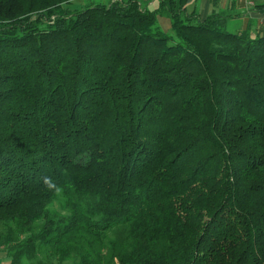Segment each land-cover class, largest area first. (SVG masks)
<instances>
[{
  "label": "trees",
  "instance_id": "16d2710c",
  "mask_svg": "<svg viewBox=\"0 0 264 264\" xmlns=\"http://www.w3.org/2000/svg\"><path fill=\"white\" fill-rule=\"evenodd\" d=\"M76 1L0 0L7 264H264V35Z\"/></svg>",
  "mask_w": 264,
  "mask_h": 264
},
{
  "label": "crops",
  "instance_id": "0c3cea01",
  "mask_svg": "<svg viewBox=\"0 0 264 264\" xmlns=\"http://www.w3.org/2000/svg\"><path fill=\"white\" fill-rule=\"evenodd\" d=\"M264 3V0H256ZM193 5L202 16L213 12H230L234 15L228 21V30L231 33H241L252 25V33L264 35V17L260 16L253 8L249 7L244 0H196Z\"/></svg>",
  "mask_w": 264,
  "mask_h": 264
},
{
  "label": "rangeland",
  "instance_id": "374dc122",
  "mask_svg": "<svg viewBox=\"0 0 264 264\" xmlns=\"http://www.w3.org/2000/svg\"><path fill=\"white\" fill-rule=\"evenodd\" d=\"M83 0H78L76 2H74L73 4V9H80L82 8L83 6ZM154 6L157 5V3L155 2L153 4ZM193 4L191 3V5L189 6V9L191 10L193 8ZM159 24L162 28L163 31L167 32V33H171V24H170V20L168 18H160L159 19ZM8 263V258L7 256L5 255V253H0V264H7ZM51 264H59L58 262L56 261H53V263ZM67 264H73V263H67Z\"/></svg>",
  "mask_w": 264,
  "mask_h": 264
},
{
  "label": "built area",
  "instance_id": "2783aa9c",
  "mask_svg": "<svg viewBox=\"0 0 264 264\" xmlns=\"http://www.w3.org/2000/svg\"><path fill=\"white\" fill-rule=\"evenodd\" d=\"M246 1L247 5L251 8H254V6L256 5V0H244Z\"/></svg>",
  "mask_w": 264,
  "mask_h": 264
}]
</instances>
